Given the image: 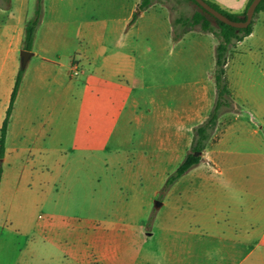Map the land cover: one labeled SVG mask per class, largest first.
<instances>
[{"label":"rangeland","instance_id":"1","mask_svg":"<svg viewBox=\"0 0 264 264\" xmlns=\"http://www.w3.org/2000/svg\"><path fill=\"white\" fill-rule=\"evenodd\" d=\"M118 1H62L36 34L0 158L14 221L0 227L1 264H264V45L231 47L239 108L221 115L200 162L165 190L215 98L208 91L196 111L184 109L202 77L214 81L217 45L174 33L219 39L175 23L202 11L194 1L156 0L128 40L108 9ZM211 1L237 13L248 2ZM0 3L1 133L39 0ZM255 23L264 36V12ZM118 42L131 54L128 80L85 88L104 77Z\"/></svg>","mask_w":264,"mask_h":264},{"label":"trees","instance_id":"2","mask_svg":"<svg viewBox=\"0 0 264 264\" xmlns=\"http://www.w3.org/2000/svg\"><path fill=\"white\" fill-rule=\"evenodd\" d=\"M194 1L201 9L200 12H195L192 16H179L175 19V23L182 27H191L194 28L197 25H200L202 30L212 32L219 39V43L216 47V67H215V82H216V100L214 106L209 114V116L200 124H198L194 129V137L192 142V149L186 155L182 163L177 167V169L168 176L164 189H169L174 185L179 178H181L185 173L195 167L201 160L202 155H196L197 151H204L206 149L208 142L213 135V132L218 124V121L221 115L227 111L238 109L239 105L233 97L229 82L227 79V70L226 66L229 59V54L231 47L242 41L246 36L250 35L253 32L255 18L261 12L264 11V0H261L259 3L254 18L252 22L246 27H236L232 26L216 16L211 12L207 11L202 7L196 0ZM211 5L231 17L235 20H243L247 16V10L252 0H249L243 13L232 12L225 10L220 7L217 3L207 0ZM154 3V0H141L139 8L145 10L149 8ZM206 14H209L215 22L209 18ZM241 14L244 18H241ZM42 16V0H39V7L37 8L36 15L27 21L25 27V36H24V49L33 50L35 37L37 30L41 21ZM135 15L134 18H136ZM134 20V19H133ZM182 36L181 32L175 31L174 37L179 39ZM25 73V68L21 67L18 72L17 79L11 94L10 104L7 109L6 117L3 121V125L0 133V158H4L6 153V142L7 135L9 131L10 118L14 109V104L17 99L19 89L21 87L23 76ZM3 177V168L0 164V190Z\"/></svg>","mask_w":264,"mask_h":264},{"label":"crops","instance_id":"3","mask_svg":"<svg viewBox=\"0 0 264 264\" xmlns=\"http://www.w3.org/2000/svg\"><path fill=\"white\" fill-rule=\"evenodd\" d=\"M62 1L64 2L65 0H42V18H41L38 30H39L40 26L44 23L48 12H51L52 10L54 11V9H56L57 5L59 3H61ZM155 1L156 0H154V2ZM140 3H141V0H120V1L112 3V4H108V7H109L108 9L110 11L112 10L114 15L117 17L115 19L117 21V23H118V21H120L122 23V24L119 23L118 25H116V27L118 28L119 31L120 30L123 31L124 35L129 37L128 40L130 39L131 32L135 28L140 29L142 27L141 20L146 19V11L150 10L152 5L154 4L153 3L149 8H147L145 10H141L139 8ZM96 4H97V2H96ZM0 5H2V3H0ZM89 6L91 7V3H89ZM94 7H96V5ZM1 9H3V7L0 6V10ZM261 12H264V11H261ZM139 13H141L140 16H139ZM135 15H137L136 18H134ZM28 20H26V22H25V27H26ZM101 22H102V24L108 25L106 20H104V19ZM101 22L98 20H95L93 22V24L98 25V23L100 24ZM38 30H37V32H38ZM210 33H212V32H210ZM259 34L260 33H259L258 24L255 23L253 32L250 35L246 36L242 41H239L238 44H242L244 42L249 41L250 50L260 48L261 46L264 45V36L260 35L258 37ZM24 36H25V29H24ZM190 36H191V33L189 32V30H186L184 36L182 34V36L179 38V43L184 42V41H189V40H191L190 38L193 39V42L196 41V43L200 42L203 38H205L204 40H209L210 42H213L216 45H218V43H219L217 40L214 41V39H210L209 35H206V34L205 35H197L198 38H194V37H190ZM36 38H37V36L35 37L34 45L36 43ZM171 39L173 40V36H171ZM123 45L125 47L127 44H124V42H118L115 46L111 47V50L106 57V64H107L106 74L104 75V77L92 75L90 77L91 84L87 85L85 88H88L90 90H98L102 86H107L115 78H117V77L120 78L121 76H123V79L128 80L127 77H129V76L127 75L128 74L127 72L129 70L125 66H123V63H126L128 58L131 59L130 58L131 54H130V52H127L126 50H124ZM23 46H24V44H23ZM89 46H90V44H89ZM33 50H34V47H33ZM72 62H75L74 59L71 60V63ZM70 64L67 65L68 71L70 69ZM215 64H216V61H215ZM230 65H231V63H230V60L228 59V63L226 66V70H227L226 75H227V79L229 82V86L231 88V83H230V80L228 78V69H229ZM102 80H104V81L100 82ZM201 80L202 81L197 83L196 90L193 93L194 95L190 96L189 101L186 100L188 103H186V106L184 109L187 111H190V112L196 111L195 105L200 104L204 101V98L206 97V94H208V91L213 93V95H215V98H214V103H215L216 95H217L215 78H214V81H213V78L206 80L204 77H202ZM21 87L19 89V93H18L17 99L15 101V104L18 101V97L20 95ZM191 90L192 89L189 88V91H190L189 95L191 93ZM231 91H232L233 97L235 98V93H234L232 88H231ZM214 103L213 102L211 103L212 108L214 106ZM110 106L113 109L114 104H110ZM208 116H206L204 119H202L199 122V124L202 123ZM20 188L21 187L19 185H15L13 198L18 197ZM11 197L8 198V196L6 195V193L4 191V181L2 180L1 190H0V227L3 229V231H5L6 229L8 230L10 228L9 222L11 224L14 223V221L12 220L13 219L12 215L9 211V207L12 204ZM2 242H3V240H0V247L2 245ZM0 264H1V261H0Z\"/></svg>","mask_w":264,"mask_h":264},{"label":"water","instance_id":"4","mask_svg":"<svg viewBox=\"0 0 264 264\" xmlns=\"http://www.w3.org/2000/svg\"><path fill=\"white\" fill-rule=\"evenodd\" d=\"M202 7H204L207 11L211 12L214 16L219 18L220 20L236 27H246L248 26L255 15L256 9L261 2V0H252L251 4L247 10V16L243 20H235L211 5L207 0H196ZM34 52L32 50L23 49L22 50V67L25 68L31 56H33ZM203 151H197L196 155H201ZM161 205V202H157V206Z\"/></svg>","mask_w":264,"mask_h":264},{"label":"built area","instance_id":"5","mask_svg":"<svg viewBox=\"0 0 264 264\" xmlns=\"http://www.w3.org/2000/svg\"><path fill=\"white\" fill-rule=\"evenodd\" d=\"M73 71L75 74H79V70L77 69V65L74 66Z\"/></svg>","mask_w":264,"mask_h":264}]
</instances>
